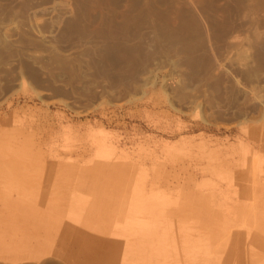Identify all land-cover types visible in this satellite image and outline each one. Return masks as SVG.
Returning <instances> with one entry per match:
<instances>
[{
  "label": "rangeland",
  "instance_id": "1",
  "mask_svg": "<svg viewBox=\"0 0 264 264\" xmlns=\"http://www.w3.org/2000/svg\"><path fill=\"white\" fill-rule=\"evenodd\" d=\"M243 143L264 0H0V264H264Z\"/></svg>",
  "mask_w": 264,
  "mask_h": 264
},
{
  "label": "bare ground",
  "instance_id": "2",
  "mask_svg": "<svg viewBox=\"0 0 264 264\" xmlns=\"http://www.w3.org/2000/svg\"><path fill=\"white\" fill-rule=\"evenodd\" d=\"M250 139L255 140V137L251 135ZM254 152L253 146L242 144L237 178V223L240 237H250L246 238L248 240H264V169H258L253 164L249 165L247 154L254 155ZM246 170H249L248 173ZM247 175L250 176L249 182ZM137 226L142 233L157 235L156 225L146 223L145 219Z\"/></svg>",
  "mask_w": 264,
  "mask_h": 264
}]
</instances>
